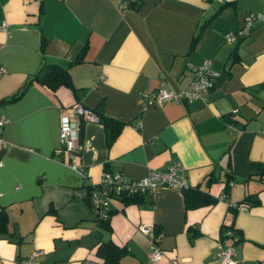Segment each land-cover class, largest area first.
Segmentation results:
<instances>
[{
  "label": "crops",
  "instance_id": "crops-1",
  "mask_svg": "<svg viewBox=\"0 0 264 264\" xmlns=\"http://www.w3.org/2000/svg\"><path fill=\"white\" fill-rule=\"evenodd\" d=\"M123 1L0 0V98L24 87L0 103V264L35 250L41 264H101L96 250L107 239L125 245L124 264H222L215 251L224 225L233 229L224 243L234 242L236 264H261L264 179L250 173L264 161V24L253 22L241 38L227 34L249 12L264 17V0ZM83 45L81 60L69 66L74 89L28 81L43 62L67 66ZM205 59L218 75L204 98L151 96L187 88L192 67ZM77 100L97 120H80L73 149L56 150L60 115L78 120L70 111ZM174 161L189 188L217 200L187 207L179 187L115 194L104 185L116 209L109 227L97 221L89 181L98 184L105 170L137 178ZM213 170L217 178L207 185ZM246 192L258 202L229 209ZM148 224L162 249L156 261L140 230Z\"/></svg>",
  "mask_w": 264,
  "mask_h": 264
},
{
  "label": "built area",
  "instance_id": "built-area-1",
  "mask_svg": "<svg viewBox=\"0 0 264 264\" xmlns=\"http://www.w3.org/2000/svg\"><path fill=\"white\" fill-rule=\"evenodd\" d=\"M128 0L123 1L127 3ZM218 3H224L229 0H213ZM261 20L264 24V17L260 13L249 12L244 20L241 27L237 29V33L230 31L227 34V39L230 40L235 37L236 34L244 36L247 35L249 29L253 22ZM1 28L8 31L6 23L3 22ZM193 71L195 72L194 79L190 82L187 88L180 89L179 91L167 90L165 88L159 89L152 93L153 98H157L158 101L163 99H176V100H191L194 98H204L209 88L213 85L218 72L211 69L209 65V60L205 59L200 65L193 66ZM4 71V68L0 67V74ZM70 111L72 116L77 114L78 120L71 119L68 113H62L59 119V141L61 143L60 147L56 150L61 149L62 151H69L73 149L75 145V139L78 138V128L80 120H97V116L91 112L86 106H84L80 101H74L70 106ZM6 118L2 115L0 116V125L5 122ZM75 161L71 164L75 165ZM182 165L179 161H174L166 165L164 169L152 168L140 177H131L122 172H112L104 171L102 173L101 179L99 181V188L95 187L93 182L89 181L91 187L89 189V200L93 206V209L99 213L102 217L106 215L107 209L113 204L112 197L103 191V186L105 185L107 189H114L113 193L119 194L121 192L125 194H135V193H149L152 187L156 185L162 186H172V187H186L188 186L185 176L182 171ZM83 174H86L85 172ZM86 177V175H85ZM140 230L147 234L150 238L149 247V258L152 261L158 260L162 256V249L158 244V235L153 232L152 225H140ZM40 251L35 250L27 257H22L17 261V264H41L37 261L34 256ZM216 256L222 264H236L234 258V246L232 244L217 245ZM48 264H69L68 262H56ZM76 264H98L97 261L89 258H83ZM264 264V260L261 262Z\"/></svg>",
  "mask_w": 264,
  "mask_h": 264
},
{
  "label": "trees",
  "instance_id": "trees-1",
  "mask_svg": "<svg viewBox=\"0 0 264 264\" xmlns=\"http://www.w3.org/2000/svg\"><path fill=\"white\" fill-rule=\"evenodd\" d=\"M128 2L129 3H133V2L137 3L138 0H128L127 4H128ZM226 2H228V1H226ZM220 4H222V3H220ZM209 19L210 18H207L205 22H208ZM232 31L234 33H237V29H233ZM198 35H199V31H197L193 35V37L191 38V46L195 43V40L197 39ZM237 37L241 38L243 36L236 34L235 38H237ZM85 46L86 45H83V48L81 49V51L76 55V57L73 59V61H71L67 66L60 65L57 63H51V62H49V63L43 62L41 64V66L38 68V70L31 77L28 78V81L31 82V81L35 80V81L49 87L52 90L56 89L59 85H65V86L70 87L71 89H74V85L71 81L70 74H69V66L72 63L81 60ZM215 80H216V78H215ZM215 80H214V83H215ZM214 83H213V85H214ZM23 88L24 87H22V89ZM22 89L13 93L9 97L0 98V103L7 101V100L9 101V100H13V99L17 98L21 94ZM103 121L108 123L109 119L105 117L103 119ZM114 129H115V127H114ZM252 164H253L252 165L253 168H257V169L254 170L253 172H251L250 175L255 174L256 178L264 179V161L263 160L262 161L261 160L255 161ZM216 178H217V176L215 174V171L214 170L209 171V173L207 174V178H206L207 185L211 184V182H214L213 180H215ZM224 181L225 182H224L223 196L222 197H226V195L229 191V187H230L229 184L231 182L230 176L226 177ZM94 185H95V187H98V188L100 187L99 184L94 183ZM88 187H89L88 189H90V187H91L90 183H88ZM181 189L183 190L184 201H185V204L187 207L196 206L198 204H204V203L209 204V203H212V202L217 200V197L212 196L208 191L200 190L196 186L191 187V188L186 186V187H182ZM134 196L125 197L124 200L126 201V200H128V198L134 199L135 198ZM255 196H256L255 193L246 192V193H244V195L242 196V198L239 201L229 203L228 204L229 209L235 210V208L238 207L239 205H241V203L248 202V201H250L251 203L258 202V199L255 198ZM113 204L114 205H111L107 209L106 215L104 217L99 215L97 210L95 211L92 208L94 211V214L96 216L97 221H99L103 226L109 227L108 226V218H109L110 214L116 209V205L114 202H113ZM242 205H244V204H242ZM5 227H6V213H5V210L2 209V210H0V231L5 230L4 229ZM197 232H199L198 229H197ZM232 233H233V229L230 226H228V225L221 226L219 241H217V245L218 244H222V245L232 244L234 246V242L224 243L225 238L228 236H232ZM126 252H127V249H126L125 245H119V244L113 242L111 239L101 240L99 242V244L97 246V250H96V254L101 258V264H124V263H122L123 262L122 260H123L124 254Z\"/></svg>",
  "mask_w": 264,
  "mask_h": 264
}]
</instances>
